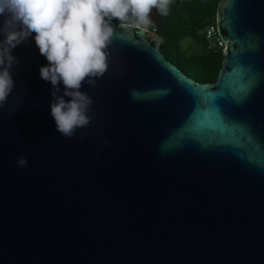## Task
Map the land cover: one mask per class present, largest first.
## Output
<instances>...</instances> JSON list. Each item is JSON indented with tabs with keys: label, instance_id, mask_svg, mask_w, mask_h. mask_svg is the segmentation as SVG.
<instances>
[{
	"label": "water",
	"instance_id": "95a60500",
	"mask_svg": "<svg viewBox=\"0 0 264 264\" xmlns=\"http://www.w3.org/2000/svg\"><path fill=\"white\" fill-rule=\"evenodd\" d=\"M112 24L109 70L81 88L93 122L77 138L56 130L35 34L12 50L0 264H264V0L221 1L211 84L166 60L158 33Z\"/></svg>",
	"mask_w": 264,
	"mask_h": 264
},
{
	"label": "clouds",
	"instance_id": "9594fccd",
	"mask_svg": "<svg viewBox=\"0 0 264 264\" xmlns=\"http://www.w3.org/2000/svg\"><path fill=\"white\" fill-rule=\"evenodd\" d=\"M174 0H0V109L15 88L12 71L19 61L11 54L35 34V44L47 61L40 77L52 85L51 115L56 130L65 138H77V130L92 124L94 100L82 86L95 88L109 70V47L116 36L112 21L123 30L147 33L155 27L153 9L167 16ZM64 85L59 95L60 83ZM133 99L139 93H131ZM69 97L70 100H65ZM83 140L84 137L80 136ZM105 146L110 144L106 138ZM28 166L24 156L17 167Z\"/></svg>",
	"mask_w": 264,
	"mask_h": 264
},
{
	"label": "trees",
	"instance_id": "16d2710c",
	"mask_svg": "<svg viewBox=\"0 0 264 264\" xmlns=\"http://www.w3.org/2000/svg\"><path fill=\"white\" fill-rule=\"evenodd\" d=\"M222 0H174L167 16H160L155 24L164 38L161 52L166 60L179 67L190 78L201 84L216 82L223 65L224 50L206 39L201 32L217 24L218 8ZM118 25L119 21L113 20ZM191 38L201 46V52L189 55L182 42Z\"/></svg>",
	"mask_w": 264,
	"mask_h": 264
},
{
	"label": "built area",
	"instance_id": "2783aa9c",
	"mask_svg": "<svg viewBox=\"0 0 264 264\" xmlns=\"http://www.w3.org/2000/svg\"><path fill=\"white\" fill-rule=\"evenodd\" d=\"M148 32L157 33V29L155 27L150 28ZM201 34L204 35L208 41L225 50V44L219 36L217 24L210 25L207 29L203 30Z\"/></svg>",
	"mask_w": 264,
	"mask_h": 264
},
{
	"label": "rangeland",
	"instance_id": "374dc122",
	"mask_svg": "<svg viewBox=\"0 0 264 264\" xmlns=\"http://www.w3.org/2000/svg\"><path fill=\"white\" fill-rule=\"evenodd\" d=\"M182 47L188 52L189 55L201 52V46L191 38H186L182 42Z\"/></svg>",
	"mask_w": 264,
	"mask_h": 264
}]
</instances>
